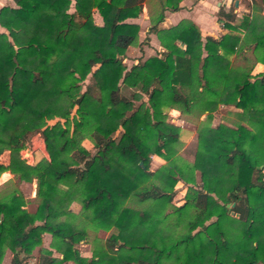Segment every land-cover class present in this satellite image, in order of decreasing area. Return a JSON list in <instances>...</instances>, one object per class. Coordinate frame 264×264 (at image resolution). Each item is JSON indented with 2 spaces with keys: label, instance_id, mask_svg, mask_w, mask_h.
<instances>
[{
  "label": "trees",
  "instance_id": "obj_1",
  "mask_svg": "<svg viewBox=\"0 0 264 264\" xmlns=\"http://www.w3.org/2000/svg\"><path fill=\"white\" fill-rule=\"evenodd\" d=\"M13 1L0 6V25L20 17L32 33L14 44L0 31V155L9 150L0 174L36 178L39 202L28 210L18 188L0 196V264L6 248L8 264H264V71L254 76L231 61L247 44L264 63V15L242 14L232 24L234 13L221 9L246 41L229 32L203 41L188 18L159 27L164 9H178L180 0H158L149 31L164 50L127 68L139 24L126 18L138 16L144 0ZM221 103L260 126L211 125ZM167 107L207 111L192 162L177 156L181 128ZM36 132L49 157L28 163L21 150ZM154 154L166 163L151 169ZM180 180L189 184L176 204ZM87 224L113 229L94 237L90 256L75 245L86 240Z\"/></svg>",
  "mask_w": 264,
  "mask_h": 264
},
{
  "label": "crops",
  "instance_id": "obj_2",
  "mask_svg": "<svg viewBox=\"0 0 264 264\" xmlns=\"http://www.w3.org/2000/svg\"><path fill=\"white\" fill-rule=\"evenodd\" d=\"M237 1V4L235 3ZM233 6L230 4H232ZM4 4H11L15 5L13 0H0V6ZM73 2L71 5V10H73ZM223 9L225 11H231L234 13V20L231 22L232 24L238 23L239 18L242 14L249 13L250 16H256L251 13V11L248 9V7H245V3L243 0H180V6L178 9L172 10L170 8H165L163 11V19L158 23L159 27H169L172 25L177 24L181 19L188 18L194 21L197 26L200 29L201 32V38L203 41H205L207 36H212L214 38L220 37L224 33H238L242 40L246 41V30L242 27H238L237 29H231L227 25H225V20L222 15H220L219 11ZM159 12V1L158 0H144L142 11L140 14L136 17H128L126 20L137 22L139 24V32H138V58L134 59L130 63L127 68H129L133 63L137 62L138 60H145L151 55H158L163 50L164 47L160 43V40L155 32L149 31V28L152 24L151 18L154 16H157ZM94 21L97 24H102V16L98 13V11H94L93 13ZM29 24L26 23L22 18L15 17L8 26H2L0 25V31H4L6 33H10L9 38L12 40L14 44L26 41L29 35ZM26 35V39H21L22 36ZM178 45L181 47L185 46V43L181 40H177ZM131 45L129 46V48ZM128 48V49H129ZM206 54V51L203 50L202 55L204 56ZM136 56V55H134ZM127 53L124 57L123 61H127ZM231 61L233 66H249L250 73L254 76L259 75L261 72L264 71V63L260 60H258L255 56V53L253 52L251 45H242L239 50L234 53L231 56ZM126 64V63H125ZM144 99H147V95L144 94ZM225 108V109H231L235 110L237 114L240 116V113L242 112V109L240 107H237L233 104H219L217 108ZM217 108L211 112L212 117L210 118L211 125L215 126L220 122H224L230 125H235L237 122H231L229 120L219 119L215 120L214 113L217 110ZM173 110L179 115L186 114V115H192L196 112H184L178 107H167L166 112L168 115L170 114V111ZM254 114H258L257 112H252ZM199 116L201 115H207V111L202 112L200 114H197ZM172 116L169 115L170 121L175 123L173 120H171ZM203 118V117H200ZM241 118V116H240ZM243 123L251 127L252 129H257L260 126V122L256 120L255 118L248 117L246 120H242ZM177 124V123H175ZM180 136L182 127L180 124ZM197 132V129H196ZM37 133V132H36ZM34 133V134H36ZM39 133V132H38ZM31 135V139L33 138V135ZM7 151V150H6ZM4 151V152H6ZM3 152V153H4ZM8 152V159H9V151ZM25 153H30V149H25ZM23 152V153H24ZM3 153L0 155V159L3 160L1 157ZM7 159V161H8ZM5 161V160H3ZM6 173H10L9 171H4ZM12 252V251H11ZM55 255H59L60 257L62 254H59L58 252H53ZM57 253V254H56ZM12 257V253H11ZM10 257V260H11ZM35 259V257H33ZM10 260L7 263L8 264Z\"/></svg>",
  "mask_w": 264,
  "mask_h": 264
},
{
  "label": "rangeland",
  "instance_id": "obj_3",
  "mask_svg": "<svg viewBox=\"0 0 264 264\" xmlns=\"http://www.w3.org/2000/svg\"><path fill=\"white\" fill-rule=\"evenodd\" d=\"M243 2L245 3V7H248V9L251 11L252 14L256 15L257 17H259L260 15H264V0H243ZM31 33H32V27L29 26V35H31ZM7 34L8 36L10 35V33H7ZM21 39H26V35L22 36ZM137 44L138 42L136 41L134 44L131 45V47L127 51L128 60L125 61L127 66H129L130 63L134 61V59L138 58L137 56L138 45ZM169 115L172 116L171 120L175 118V120L173 121L177 124H180L182 127L177 156H179L180 158H182L183 160L187 162H192L194 160L195 151L197 148L196 129L198 128V125L201 122V120L206 119V116L205 115L199 116L197 115V113H194L192 115H186V114L179 115L173 110L170 111ZM213 115L216 121L221 118L222 119L225 118V120H229L233 123L241 121L240 116L237 114L235 110L225 109L222 107L217 108V110L215 111ZM200 117H203V118H200ZM56 119L57 118L49 119L48 123H53L56 121ZM30 143L31 145L28 147L31 150L30 153L24 152L26 148L21 150L22 156L25 158V160L28 163L36 162V160L40 159L42 155H44L47 158L49 157L45 149L43 137L41 136L40 132L39 133L37 132L36 134L33 135V138L31 139ZM83 143L86 146L92 145V142L89 139H84ZM7 151L4 152L1 157L5 161H7L8 159ZM92 152H94V149L92 150ZM164 163H166V159L164 157L154 154L152 155V159L150 162V168L155 169ZM5 171H9L10 173H6L3 171L0 174V196L10 192L14 188H18L24 194V197L26 199L25 206L27 207V209L30 211H34L39 202V197L37 196L36 178H33L31 181H25V180L20 179L17 173L11 172L10 170H5ZM195 174H196V179L198 181L199 172L196 171ZM188 184L189 183H185L182 180L176 183L173 189L174 190L173 200H172L173 203L181 204L183 202ZM127 203L133 206H138V203L134 199H129ZM69 206L75 212H79L81 210V203L78 200H73ZM86 231H87L86 240L79 242L75 245L79 248L81 254L85 256H90L92 254V248L94 245L93 243L94 237L98 236V237L104 238L107 235H109L110 232L113 231V229L112 228L111 229H102V228L95 229V227L92 224H87ZM50 240H51V235L49 233H44L43 244L48 246L50 243ZM54 252H57V251L54 250ZM11 253H12L11 250L9 248H6L4 256H3L4 263H7L10 260ZM29 259L30 261L34 260L33 257ZM70 264H76V263L74 261H70Z\"/></svg>",
  "mask_w": 264,
  "mask_h": 264
},
{
  "label": "water",
  "instance_id": "obj_4",
  "mask_svg": "<svg viewBox=\"0 0 264 264\" xmlns=\"http://www.w3.org/2000/svg\"><path fill=\"white\" fill-rule=\"evenodd\" d=\"M235 3L237 4V1H235ZM232 205H234V202H232V203H226V206L228 208H230ZM233 213H234V211L233 210H230V214H233ZM236 215L238 216V213H236Z\"/></svg>",
  "mask_w": 264,
  "mask_h": 264
},
{
  "label": "flooded vegetation",
  "instance_id": "obj_5",
  "mask_svg": "<svg viewBox=\"0 0 264 264\" xmlns=\"http://www.w3.org/2000/svg\"><path fill=\"white\" fill-rule=\"evenodd\" d=\"M232 1H233V0H232ZM231 5L233 6V2H232V4H230V6H231ZM195 230H196V229H193V232H194Z\"/></svg>",
  "mask_w": 264,
  "mask_h": 264
}]
</instances>
